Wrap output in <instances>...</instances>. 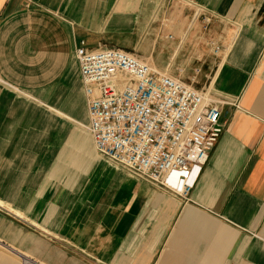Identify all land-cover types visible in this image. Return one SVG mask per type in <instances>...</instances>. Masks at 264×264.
Listing matches in <instances>:
<instances>
[{
  "label": "crops",
  "instance_id": "obj_1",
  "mask_svg": "<svg viewBox=\"0 0 264 264\" xmlns=\"http://www.w3.org/2000/svg\"><path fill=\"white\" fill-rule=\"evenodd\" d=\"M81 41L225 101L188 197L97 151ZM0 264H264V0H0Z\"/></svg>",
  "mask_w": 264,
  "mask_h": 264
},
{
  "label": "built area",
  "instance_id": "obj_2",
  "mask_svg": "<svg viewBox=\"0 0 264 264\" xmlns=\"http://www.w3.org/2000/svg\"><path fill=\"white\" fill-rule=\"evenodd\" d=\"M75 54L88 102L87 129L100 155L188 197L224 132L225 101L133 52L92 50L81 41Z\"/></svg>",
  "mask_w": 264,
  "mask_h": 264
},
{
  "label": "rangeland",
  "instance_id": "obj_3",
  "mask_svg": "<svg viewBox=\"0 0 264 264\" xmlns=\"http://www.w3.org/2000/svg\"><path fill=\"white\" fill-rule=\"evenodd\" d=\"M147 61V60H146ZM167 74V73H166ZM172 76V75H171ZM174 77V76H173Z\"/></svg>",
  "mask_w": 264,
  "mask_h": 264
}]
</instances>
